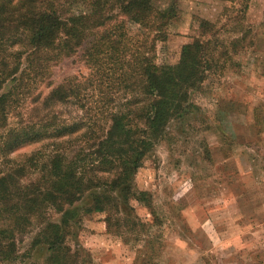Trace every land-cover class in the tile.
<instances>
[{
  "label": "trees",
  "instance_id": "trees-1",
  "mask_svg": "<svg viewBox=\"0 0 264 264\" xmlns=\"http://www.w3.org/2000/svg\"><path fill=\"white\" fill-rule=\"evenodd\" d=\"M178 1L0 0V264H94L76 240L91 213L133 243L132 264H159L157 216L134 178L170 122L198 109L194 93L219 61L206 19L207 36L182 44L172 63L156 61ZM243 37L229 48L239 51ZM74 54L88 75L53 84L52 67ZM37 142L46 143L11 157Z\"/></svg>",
  "mask_w": 264,
  "mask_h": 264
},
{
  "label": "rangeland",
  "instance_id": "rangeland-1",
  "mask_svg": "<svg viewBox=\"0 0 264 264\" xmlns=\"http://www.w3.org/2000/svg\"><path fill=\"white\" fill-rule=\"evenodd\" d=\"M170 1L159 0L162 6ZM177 8L166 40L156 43V61L172 63L182 44L207 36L198 27L206 19L217 32L220 67L194 93L198 109L170 122L134 178L137 188L150 194L157 216L152 227L157 259L159 264H264V109L253 110L264 103V0H180ZM237 36L244 37L235 52L229 46ZM88 73L74 54L52 67L51 78L58 84ZM63 112L91 117L70 107ZM45 143L24 145L11 157ZM132 205L142 221L153 222L146 207ZM76 240L94 264H132L135 257L133 243L107 229L104 213L82 216Z\"/></svg>",
  "mask_w": 264,
  "mask_h": 264
}]
</instances>
